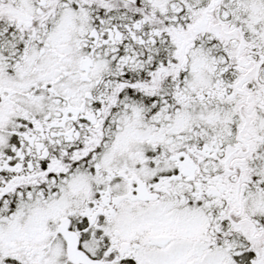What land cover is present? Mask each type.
Masks as SVG:
<instances>
[{
    "label": "flooded vegetation",
    "instance_id": "flooded-vegetation-1",
    "mask_svg": "<svg viewBox=\"0 0 264 264\" xmlns=\"http://www.w3.org/2000/svg\"><path fill=\"white\" fill-rule=\"evenodd\" d=\"M0 264H264V0H0Z\"/></svg>",
    "mask_w": 264,
    "mask_h": 264
},
{
    "label": "rangeland",
    "instance_id": "rangeland-1",
    "mask_svg": "<svg viewBox=\"0 0 264 264\" xmlns=\"http://www.w3.org/2000/svg\"><path fill=\"white\" fill-rule=\"evenodd\" d=\"M201 78V76H197V79H200Z\"/></svg>",
    "mask_w": 264,
    "mask_h": 264
}]
</instances>
